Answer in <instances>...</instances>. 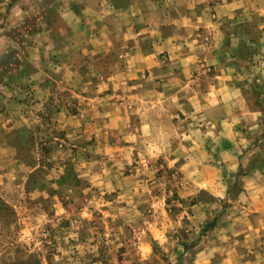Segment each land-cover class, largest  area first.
I'll list each match as a JSON object with an SVG mask.
<instances>
[{"label": "crops", "instance_id": "crops-1", "mask_svg": "<svg viewBox=\"0 0 264 264\" xmlns=\"http://www.w3.org/2000/svg\"><path fill=\"white\" fill-rule=\"evenodd\" d=\"M0 26V177L28 162L31 89L73 146L163 159L223 205L191 264H264V0H0ZM72 77L78 114L56 92Z\"/></svg>", "mask_w": 264, "mask_h": 264}, {"label": "rangeland", "instance_id": "rangeland-1", "mask_svg": "<svg viewBox=\"0 0 264 264\" xmlns=\"http://www.w3.org/2000/svg\"><path fill=\"white\" fill-rule=\"evenodd\" d=\"M35 29L20 23L6 32L23 49ZM64 84L56 92L78 114L83 91L73 77ZM33 97L24 91L28 162L0 177V264H191L193 244L224 218L217 216L223 205L204 211L205 189L187 196L183 175L163 159V168L146 162L118 169L115 154L95 152L94 135L73 146L59 121L48 122L55 108L31 109Z\"/></svg>", "mask_w": 264, "mask_h": 264}, {"label": "trees", "instance_id": "trees-1", "mask_svg": "<svg viewBox=\"0 0 264 264\" xmlns=\"http://www.w3.org/2000/svg\"><path fill=\"white\" fill-rule=\"evenodd\" d=\"M240 172H242V170H240Z\"/></svg>", "mask_w": 264, "mask_h": 264}]
</instances>
